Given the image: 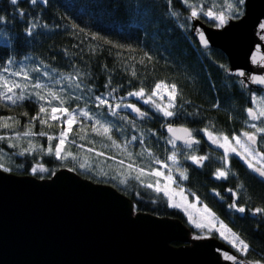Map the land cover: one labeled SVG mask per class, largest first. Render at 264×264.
I'll return each instance as SVG.
<instances>
[{
	"label": "trees",
	"instance_id": "trees-1",
	"mask_svg": "<svg viewBox=\"0 0 264 264\" xmlns=\"http://www.w3.org/2000/svg\"><path fill=\"white\" fill-rule=\"evenodd\" d=\"M227 2L233 4L234 11L226 9ZM242 3L240 0H188V4L181 0H36L33 4L30 0H18L13 5L11 0H0V17H3L0 75L19 83L40 82L47 86L45 92L48 88L60 92L66 100L65 107L88 109L91 116L95 114L100 123L110 128L104 135L92 130L96 122L90 120L82 121L83 127L81 123L73 125L64 146L71 155L57 159L54 145L64 127L62 119L48 120L43 125L39 120L32 121L41 103L49 108V113L50 107L31 95L34 90L28 88L27 99L15 105L7 103L11 106L8 110L6 102L0 101V117L13 118L0 121L11 125L7 129L0 127V136L6 137L0 140L1 168L41 180H50L59 169H70L93 182L109 183L129 195L135 210L174 216L190 228L191 234L200 236L199 230L188 224L181 209L169 207L162 196L145 186L146 173L137 180L139 173L128 167L151 171L160 162H166L172 153L169 143L172 139L165 126L189 127L197 139L191 148L198 157L206 159L200 164L182 159L187 179H180L178 173L176 179L183 183L186 192L194 194L219 221L250 245L247 254L239 253L240 256L249 262H264V213L253 214L255 208H264V178L233 153L229 154L225 168L223 148L212 146L204 136V130L214 136L222 133L231 137L253 129L249 125L254 120L247 113L251 107L250 90L244 89L238 78L225 73L226 54L216 47L201 49L191 34L193 9L197 11L196 17L213 26L218 25L217 21L205 12L210 9L217 14L224 12L234 19L243 14ZM4 68L10 71L5 73ZM21 69L28 73L27 81L23 73L11 75ZM77 71L81 74L76 81L81 83L80 89L55 82ZM160 81L177 85L179 96L172 117L146 107L144 117L124 110L116 111V115L111 113L110 106L129 92L144 88L149 93ZM97 95L107 98L109 105L98 107ZM57 104L58 101H52V105ZM40 118L47 120V115L40 114ZM29 130L36 135L24 136ZM40 132L46 135L40 136ZM47 136L57 139L49 142ZM256 136L260 138L256 150L264 154V135L256 133ZM29 141L34 150L20 155L29 148ZM175 145L189 149L179 141ZM49 147H53V152L47 151ZM81 163L85 164L84 168L80 167ZM39 165L47 170L39 171ZM33 168L37 170L34 172ZM218 169L225 170L227 175L217 178ZM233 204L246 211H236L231 207ZM211 236L218 238L217 233ZM173 244L177 245L175 241Z\"/></svg>",
	"mask_w": 264,
	"mask_h": 264
},
{
	"label": "water",
	"instance_id": "water-1",
	"mask_svg": "<svg viewBox=\"0 0 264 264\" xmlns=\"http://www.w3.org/2000/svg\"><path fill=\"white\" fill-rule=\"evenodd\" d=\"M242 11L219 26L191 16V34L201 49L227 55L225 73L244 89L264 90V0H243ZM134 208L113 185L67 168L41 180L0 167V264H255L216 236L191 239L179 218Z\"/></svg>",
	"mask_w": 264,
	"mask_h": 264
},
{
	"label": "snow or ice",
	"instance_id": "snow-or-ice-1",
	"mask_svg": "<svg viewBox=\"0 0 264 264\" xmlns=\"http://www.w3.org/2000/svg\"><path fill=\"white\" fill-rule=\"evenodd\" d=\"M31 3L35 4L36 0H30ZM171 2V0H169ZM182 3L188 4V0H181ZM242 3V0H240ZM11 3L13 5L18 3V0H11ZM226 9L229 11H234L233 4L231 2L226 3ZM206 16H208L211 19H214L219 22V25H223L226 23L228 17L224 14V12H220L219 14L214 13L211 9L208 10L207 12L204 13ZM191 16L196 17L197 16V11L193 9L191 11ZM0 19H3V17H0ZM261 30H264V24L261 26ZM199 40L200 42L207 44V41L205 40L204 34L201 32L199 35ZM11 63V61H9ZM3 71L5 73L9 72L10 70L8 68H4ZM38 71V69L36 70ZM23 73V79L27 81L29 79L28 73L23 72V70L11 72L12 76H20ZM80 73L77 71L75 75L73 76H67L64 77V79L69 80L74 84L75 89H80L81 88V83H76L77 80L80 78ZM133 75L135 73L133 72ZM240 75H244V73H240ZM39 78L37 77V80ZM0 101H4L6 103H11L15 105L18 101H23L27 99V96L25 95V92L28 88L33 89L34 91L31 93V95L35 96L36 99L42 102H46L49 107H50V113H49V108L45 107L44 103H41L39 106V113L36 116L32 117V121L39 120L40 124H45L48 122V120L52 121H60L62 118L63 119V124L66 125V127L60 132L59 137H58V143L54 145V154L57 159H64L68 155H71V153H67L64 150V146L66 144V141L68 139L69 133L73 129V125L77 123H81V126L83 127V124L81 122V117L85 120H91L92 116L89 114V111L80 108V109H69V107H65L64 105L66 104V100L64 99L63 95L60 92L53 91L51 88H48L47 91L45 92L44 89L47 87L46 85H42L40 82L36 83H19L16 82L15 80H9L6 76L0 75ZM56 83H60L61 81L57 80L55 81ZM258 83L264 84V78H260ZM107 87V85L105 86ZM163 89L164 92L167 94L168 102L165 105H161V103L156 102L154 100V97H161V92L160 90ZM16 90H19L17 93ZM91 91V89H89ZM112 91H116V89H112ZM111 95V93H109ZM128 96H135L138 99H144L146 93L144 88H140L139 91H134V92H129L127 94ZM179 96V92L177 90V85L176 84H166L163 81L157 82L154 86V88L151 90L150 95L147 96L146 99H144L145 104H152L155 109L158 111L162 112L165 117H172L174 115V112L171 110L173 109L175 105V101L177 97ZM80 99L81 97H77ZM95 100L97 102L98 107H103L106 105H109V100L105 98L103 95H97L95 97ZM52 101H58L57 105H52ZM253 101L256 102V98L253 97ZM261 107L258 110H254L253 108H248L247 113L248 116L253 119H261L264 118V102H260ZM121 107H126L131 109V111L137 113L139 116L144 117L147 115V113L142 112L140 108H138L135 104H115L114 106H110V111L113 115H116V110L121 108ZM40 114H46L47 115V120L46 119H41ZM26 115V113H25ZM13 118L11 117H0V121H8ZM17 124H19V121H16ZM99 125V128L96 127V125ZM0 127H3L5 129L10 128L11 125L7 122H4L0 124ZM252 128L255 129V132H243L242 136L244 137V140H241L239 136L233 135L231 136V139L229 136L223 135L222 133L219 136H213L211 132H208L207 130H204L208 138L212 141V143L217 144L219 147L224 149V156H223V164L224 167L226 168L229 162V153H233L241 160L244 161V163L247 165V167L254 172L258 173L260 177L264 178V154L261 152H257L255 150V145L257 144V136L256 133H264V127H257L255 124L251 125ZM92 130L100 134L107 135L110 131L109 126L100 123V121H96V123L93 125ZM168 132L173 133L174 139L170 140L169 143L173 144L175 147V140L183 139L184 142L191 147L193 143H196L192 139V133L190 132L189 129L187 128H182V129H174L171 125L168 126ZM177 132L182 133V135H176ZM19 135V134H17ZM24 136H32L36 135V133H33L32 131H27L23 133ZM40 136H45V132H40ZM81 139H84L83 136L80 137ZM111 139V137H108ZM6 137L0 136V140H4ZM47 139L49 142L53 141L54 138L52 136H47ZM133 140L136 139L135 136L132 137ZM223 140V143H220V141ZM235 142V145L239 146V150L237 147L232 145V142ZM113 144L115 145V141H113ZM16 145L9 144V147H15ZM34 150V146L31 144V141H29V148L25 149L24 151L20 152V155H24L25 152ZM48 152H53V147H49L47 149ZM89 151H92V149H89ZM98 155H103V153H98ZM193 163L195 164H200L202 163L206 157L200 156H192L190 157ZM169 160H171L173 163L176 162L175 155L169 156ZM123 164V161L120 162ZM3 165H0L2 167ZM39 171L43 172L46 171L43 167V165H39ZM81 168L85 167V164L81 163L80 164ZM130 169H133L137 171L139 174L136 176L137 180H140L141 176L145 175V170L143 168H134L133 165L128 166ZM7 170V169H5ZM37 169L33 168V171L35 172ZM149 175L155 176V177H161L164 174L156 169H152ZM227 175V172L225 170L218 169L216 176L217 178H223ZM167 183L161 187L159 180L156 181L155 185L152 183H148L145 186L154 189L157 193L163 192L165 196L169 198V207H180L179 204H173L172 203V197L169 195L170 193V185L173 183V177L171 175V172L165 177ZM180 179H187L185 173L183 171L180 172ZM124 181L122 180L121 183ZM183 192V189H181V193ZM235 195V193H233ZM189 207H192V205H189ZM231 207L236 208V211L240 213H244L246 209L244 207H237L236 204L231 205ZM205 212H208L209 214V219L207 223H202V222H194L195 227L200 228V229H207L209 232L215 230L216 232H219V235L224 238L225 240L228 241V243L236 250V252L241 253L242 255H246L250 245L246 243L244 239H242L239 235H237L235 232H233L230 228H227V226L223 223H219V227H217L216 223V218L214 214H212L207 208L204 209ZM264 213V208H255L253 210V214H260ZM191 219V218H190ZM221 229H224V231H221ZM225 232H228L230 234V237L228 235H225ZM225 259L228 261H236L237 257L235 255H230L225 253ZM243 264V262H241ZM255 264H264L262 261H256Z\"/></svg>",
	"mask_w": 264,
	"mask_h": 264
},
{
	"label": "rangeland",
	"instance_id": "rangeland-1",
	"mask_svg": "<svg viewBox=\"0 0 264 264\" xmlns=\"http://www.w3.org/2000/svg\"><path fill=\"white\" fill-rule=\"evenodd\" d=\"M217 23L219 25L218 21H217ZM59 79H60L61 83H63L64 87H68V88L69 87H73V89L75 88L74 84L72 82H70L69 80H66V79H64L62 77L59 78ZM160 92H161L162 98L161 97H154L153 99L156 100V102L161 103V105L163 106V105L167 104L168 98H167V94L164 92L163 89H161ZM145 93H146V95H145L144 99H146L147 96L150 95L151 92H149V93L145 92ZM250 95H251V104H250L251 108H253L254 110H258L261 107V103L260 102H264V90H262V91L261 90H259V91H251ZM253 97L256 98V102L253 101ZM144 99H138L135 96H127V97L125 96L122 99H120V101L117 102V103H119V104H135L140 109L141 108L143 109L144 107H146L147 109H150L152 111H157L158 114L164 116L163 113L158 111L157 109H155V107L152 104H145L144 103ZM117 103H115V104H117ZM6 106H7L6 110L11 108V106H9L7 103H6ZM142 109H141V111L146 112L145 109H143V110ZM85 110L89 111L88 109H85ZM123 110L127 111V113H133V114L135 113V112L131 111V109L126 108V107H121V108L117 109L116 111L117 112H119V111L122 112ZM89 114H90V111H89ZM63 119H65V118H62V122H63ZM80 119H81V122L82 121H88V120L83 119L82 117ZM97 120L100 121L98 116H95V114H92V119L90 120V123H95ZM77 124H74V125H77ZM253 124H255L257 127H264V118L254 120V122H251L249 126H251ZM65 127H66V125H64L63 129ZM96 127L99 128V125L97 124ZM253 129H250L247 132H255V129L254 130ZM208 132H210V131H208ZM242 133H243V131H242ZM242 133L240 135H236V136H239L241 138V140H244V137L242 136ZM258 134L259 135H261V134L264 135V133H258ZM204 136H205L206 139H209L205 132H204ZM229 138L231 139V137H229ZM259 139L260 138H258V136H257V144L256 145H258ZM209 142L211 143L212 146L219 148V146L217 144L212 143L211 140ZM176 143L177 142L175 141V144ZM220 143H223V140H221ZM232 145L237 147L238 150H239V146L235 145L234 141L232 142ZM256 145L254 146L255 150L257 149ZM171 146H172V148H171L172 153H170L169 156L175 155L176 162L173 163L171 160H169L167 158L166 162H160V165L157 166L156 168H154L156 170L161 171L164 174L163 176L155 177V176L149 175L148 173H150L151 171L147 170V171H145V173L147 174V176H145V177L148 178L147 179L148 183H152L154 185H155L156 181L159 180L160 186L163 187L167 183L165 177L169 174V172H171V175L173 177V183L170 185V193H169V195L172 197V203L180 205V207H176V208L181 209V211L185 215V218H186L188 224H190L191 226H195L194 222L207 223L208 219H209V214H208V212H205L204 209L207 208L210 212H211V210L208 207H206L204 203L199 202L198 198L196 196H194V194H189L188 192H186L185 188L183 187V183L179 182V180L176 179V177H175L176 173H178L180 175V172L183 171V169H182V163H183L182 159H186V160L189 161V160H191L190 157H192V156L198 157L195 154L196 151H195L194 148H191V147H189V149H188V148H180V147H178L176 145L174 147L173 144H171ZM256 151L259 152L258 150H256ZM186 153H187V155H186ZM180 154L182 155L183 158H181L179 156ZM262 154H263V152H262ZM183 172L185 173V171H183ZM181 189H183L182 193H181ZM150 190H151V192L153 194L157 195L158 197L162 196V198H164L166 200V202L169 204V198L167 196H165L163 192L157 193L154 189H150ZM189 205H192V207H189ZM211 213L214 214V216L216 218L215 213L214 212H211ZM220 222L221 221H219L216 218L217 227H219V223ZM223 223L225 224V222H223ZM195 228L199 230L200 236H197L196 234L192 233V237H190L191 239L195 238V237L196 238H203L205 236L209 237V236H211V234L217 233L218 238L222 242L228 243V241L225 240L224 238H222L219 235V232H216L215 230L209 232L207 229H200V228H197V227H195ZM221 231H224V229H221ZM225 235H228L229 238H231L230 234L228 232H225ZM228 246L233 248L229 243H228Z\"/></svg>",
	"mask_w": 264,
	"mask_h": 264
},
{
	"label": "flooded vegetation",
	"instance_id": "flooded-vegetation-1",
	"mask_svg": "<svg viewBox=\"0 0 264 264\" xmlns=\"http://www.w3.org/2000/svg\"><path fill=\"white\" fill-rule=\"evenodd\" d=\"M192 132V136L194 137V139H195V136H194V133H193V131H191ZM197 140V139H196ZM197 142V141H196ZM196 143H194L193 145H195Z\"/></svg>",
	"mask_w": 264,
	"mask_h": 264
}]
</instances>
